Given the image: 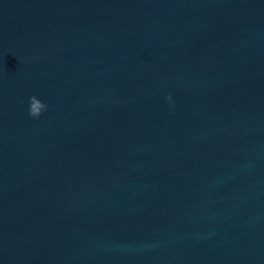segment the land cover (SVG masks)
I'll return each mask as SVG.
<instances>
[{"label": "water", "instance_id": "95a60500", "mask_svg": "<svg viewBox=\"0 0 264 264\" xmlns=\"http://www.w3.org/2000/svg\"><path fill=\"white\" fill-rule=\"evenodd\" d=\"M0 264H264V0H0Z\"/></svg>", "mask_w": 264, "mask_h": 264}, {"label": "clouds", "instance_id": "9594fccd", "mask_svg": "<svg viewBox=\"0 0 264 264\" xmlns=\"http://www.w3.org/2000/svg\"><path fill=\"white\" fill-rule=\"evenodd\" d=\"M46 105L35 95L29 97V115L37 117L41 114Z\"/></svg>", "mask_w": 264, "mask_h": 264}]
</instances>
